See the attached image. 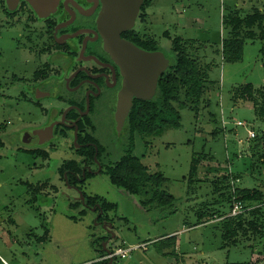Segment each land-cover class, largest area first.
Here are the masks:
<instances>
[{
  "label": "rangeland",
  "instance_id": "1",
  "mask_svg": "<svg viewBox=\"0 0 264 264\" xmlns=\"http://www.w3.org/2000/svg\"><path fill=\"white\" fill-rule=\"evenodd\" d=\"M256 9L264 11V0H154L156 18L165 17L164 26L155 24V32L159 37L166 29V56L174 58L173 40L181 37L187 42L184 47L187 52L202 64L210 65L211 88L197 111L188 107L180 109L179 128H168L159 136L135 139V152L145 155L142 162L149 171L163 174L165 180L160 187L174 195L172 204L154 203L145 207L140 202L141 195L120 189L106 174L86 180L85 193L117 204L109 213L114 225L111 232L96 222L92 210L82 215L81 208L68 207L75 202L72 198L77 194L60 171L67 161L63 158L71 155L68 146L60 152L62 156L56 154L48 160L18 150L17 146H23L19 135L21 120L27 118L36 123L43 119V114L24 102L0 96V255L9 264H91L107 258L108 252L101 257L100 250L107 241L106 246L112 250L131 249L127 257L117 256L107 264L264 261V238L244 240L237 245L224 243L220 220L231 212V207L227 200L222 204L214 202L224 190L214 192L213 184L208 181L189 185L193 158L207 153L212 159L200 164V178L218 175L210 173L208 166L220 165L239 174L232 187L264 190V158H261L264 120L251 102L233 99V91L242 85H264L260 52L264 43L247 39L237 60L224 57L223 52L224 42L229 38L224 19L233 14L245 17ZM6 45L0 44V51L11 57L12 45ZM1 66L0 60V74H3ZM0 80L2 90L8 79ZM238 121L246 125H238ZM249 129L258 137L249 138ZM34 187L39 188L36 194ZM213 212L218 218H211ZM200 214L204 216L201 218ZM169 236L175 237L177 250L175 255L164 256L157 251L155 242ZM253 243L255 249L250 245ZM0 264H5L1 258Z\"/></svg>",
  "mask_w": 264,
  "mask_h": 264
},
{
  "label": "flooded vegetation",
  "instance_id": "2",
  "mask_svg": "<svg viewBox=\"0 0 264 264\" xmlns=\"http://www.w3.org/2000/svg\"><path fill=\"white\" fill-rule=\"evenodd\" d=\"M153 7L154 0H144L134 26L121 31L120 36L166 58V29L159 37L155 32V24L164 26L165 17L156 18ZM101 13L103 0H0V44H11L13 53L10 57L0 51L4 71L0 79H8L0 96L24 102L43 114L36 123L21 120L23 146H17L18 150L48 160L56 154L62 156L60 152L68 146L71 155L63 160L81 162V172L68 169L72 179L66 178L77 192L72 199L81 202L76 209L92 210L96 222L111 232L114 225L109 213L114 210H105L103 200L87 202L86 197L93 196L85 193L83 185L96 174L109 177L108 166L129 153L132 134L128 117L135 100L142 98L133 96L131 110L120 124L118 100L125 76L106 47ZM164 72L166 69L161 75ZM157 90L158 83L155 94ZM137 137L135 134L132 155L142 161L145 155L135 152ZM106 243L104 250L112 251Z\"/></svg>",
  "mask_w": 264,
  "mask_h": 264
},
{
  "label": "trees",
  "instance_id": "3",
  "mask_svg": "<svg viewBox=\"0 0 264 264\" xmlns=\"http://www.w3.org/2000/svg\"><path fill=\"white\" fill-rule=\"evenodd\" d=\"M224 22L229 29V38L224 42V57L232 60L241 58L243 44L247 39H259L264 43V11L256 9L245 17L233 14L225 18ZM173 41L175 56L170 59L169 67L159 78L157 93L152 99H136L129 114L127 123L132 134L129 153L114 165H109L106 171L112 183L117 187L124 188L129 193L141 195L140 202L145 207L154 203L158 205L172 204L175 197L160 187L165 180L162 173H151L139 158L132 155L135 134L146 139L147 136H159L168 128H179L182 120L180 109L188 107L197 111L211 88V80L208 74L210 65L202 64L199 58L187 52L184 49L187 42H183L181 37H177ZM260 52L264 62V45ZM233 99L236 102L240 100L251 102L257 115L264 120V85L260 87H256L252 83L242 85L233 91ZM262 135L264 139V131ZM257 137L258 134L255 138ZM261 158L263 159L264 155ZM207 159H212V156L207 153L193 158L189 174L190 186L202 181L211 182L214 186V192L224 190L214 202L222 204L223 201L227 200L231 208L234 198L248 202L249 206H253L250 203L255 204L252 208L246 209L238 215L224 214L223 217L219 216L222 217L220 225L224 243L237 245L244 240L257 241V239L264 238V190L232 187L235 180H239V174H236L234 169L230 171L229 168H222L220 165L208 166L210 173L216 172L219 173L218 175L209 178L207 174V177L200 178L198 175L199 166L202 161ZM68 169L81 172V162L68 160L63 164L61 172L63 176L66 173V178L71 181L72 176ZM222 170L225 172L228 170L230 173L220 174ZM33 189L36 194L39 188L34 187ZM86 201L89 203L102 201L105 210L117 208L116 203L107 202L101 196H87ZM79 204L81 202H75L69 206L71 209H76ZM86 212V209L81 211L82 214H86ZM199 216L202 218L204 215L200 214ZM211 218H218V215L213 212ZM155 243H157V251L164 256L176 254L177 246L174 236L157 240ZM250 245L254 249L256 248L255 243ZM169 247L171 250H168ZM100 250L102 252L101 257L107 254L103 245H101ZM109 260L110 258L101 259L91 264H107ZM256 264H264V261Z\"/></svg>",
  "mask_w": 264,
  "mask_h": 264
},
{
  "label": "water",
  "instance_id": "4",
  "mask_svg": "<svg viewBox=\"0 0 264 264\" xmlns=\"http://www.w3.org/2000/svg\"><path fill=\"white\" fill-rule=\"evenodd\" d=\"M143 1L103 0L101 21L107 32L106 47L120 63L125 76L124 89L118 100L120 124L131 110L133 96L147 100L153 98L159 76L170 65V59L161 52H147L120 36L121 31L134 26ZM80 194L84 199L81 191Z\"/></svg>",
  "mask_w": 264,
  "mask_h": 264
},
{
  "label": "built area",
  "instance_id": "5",
  "mask_svg": "<svg viewBox=\"0 0 264 264\" xmlns=\"http://www.w3.org/2000/svg\"><path fill=\"white\" fill-rule=\"evenodd\" d=\"M237 124L241 125V126H245L246 125L245 122H243V121H238ZM248 131H249V138H253V137L256 136V132L253 129H249ZM229 170L231 171V168ZM253 206H251V205L249 206L248 202H243L242 200L234 198V201H233V204H232V208H231V212L228 215L229 216L238 215V214L242 213L244 210L250 209ZM130 251H131V249L129 247H127V248L119 247V248H116L115 250H112V251L108 252L106 257L110 258V259H113V258H115L117 256H121L122 258H125V257L128 256V253ZM0 258L5 262V264H9L7 261H5L2 258L1 255H0Z\"/></svg>",
  "mask_w": 264,
  "mask_h": 264
},
{
  "label": "crops",
  "instance_id": "6",
  "mask_svg": "<svg viewBox=\"0 0 264 264\" xmlns=\"http://www.w3.org/2000/svg\"><path fill=\"white\" fill-rule=\"evenodd\" d=\"M3 258V257H2ZM4 259V258H3ZM5 260V259H4ZM5 261H7V260H5ZM8 262V261H7Z\"/></svg>",
  "mask_w": 264,
  "mask_h": 264
}]
</instances>
